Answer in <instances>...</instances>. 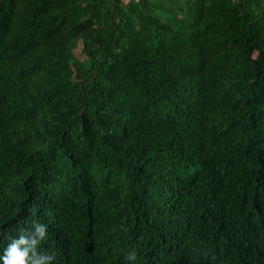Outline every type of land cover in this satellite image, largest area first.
Here are the masks:
<instances>
[{
	"label": "trees",
	"instance_id": "obj_1",
	"mask_svg": "<svg viewBox=\"0 0 264 264\" xmlns=\"http://www.w3.org/2000/svg\"><path fill=\"white\" fill-rule=\"evenodd\" d=\"M21 238L264 264V0H0V257Z\"/></svg>",
	"mask_w": 264,
	"mask_h": 264
},
{
	"label": "clouds",
	"instance_id": "obj_2",
	"mask_svg": "<svg viewBox=\"0 0 264 264\" xmlns=\"http://www.w3.org/2000/svg\"><path fill=\"white\" fill-rule=\"evenodd\" d=\"M38 232L43 240L46 236L45 227H38ZM21 237H23V235H21ZM24 243H27V241L21 238L18 243L13 244L10 247L7 246L4 250L3 256L0 257L3 259V264H27L28 253L26 251H21L19 247V244ZM33 243H35V241ZM129 258L135 259V253L133 252L129 254L128 259Z\"/></svg>",
	"mask_w": 264,
	"mask_h": 264
},
{
	"label": "bare ground",
	"instance_id": "obj_3",
	"mask_svg": "<svg viewBox=\"0 0 264 264\" xmlns=\"http://www.w3.org/2000/svg\"><path fill=\"white\" fill-rule=\"evenodd\" d=\"M252 226V225H251ZM263 232V231H262ZM260 233V232H259ZM254 240V239H253ZM256 240V239H255Z\"/></svg>",
	"mask_w": 264,
	"mask_h": 264
}]
</instances>
